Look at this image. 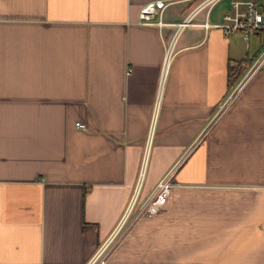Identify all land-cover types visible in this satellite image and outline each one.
<instances>
[{
	"label": "crops",
	"instance_id": "0c3cea01",
	"mask_svg": "<svg viewBox=\"0 0 264 264\" xmlns=\"http://www.w3.org/2000/svg\"><path fill=\"white\" fill-rule=\"evenodd\" d=\"M151 1L0 0V264H87L142 172L107 264H264L260 39L201 25L234 0L205 3L161 82L176 26L141 25ZM164 1L179 23L204 0ZM172 169L165 205L139 216Z\"/></svg>",
	"mask_w": 264,
	"mask_h": 264
},
{
	"label": "built area",
	"instance_id": "2783aa9c",
	"mask_svg": "<svg viewBox=\"0 0 264 264\" xmlns=\"http://www.w3.org/2000/svg\"><path fill=\"white\" fill-rule=\"evenodd\" d=\"M219 0H204L187 15V17L179 23H169L163 19V13L167 4L164 0L151 1L143 5L139 12V23L145 26H157L163 29L166 26H176V31L168 42H165V53L162 64L161 82L167 76L170 69L171 61L176 54V43L179 34L190 24L197 14L198 10L205 3H213ZM232 11L223 16V20L217 24L205 22L201 25L206 28L215 26L223 30L226 35L240 33L246 38L256 36L260 39V51L252 62L246 77H251L255 73L264 69V0H234L232 2ZM157 106L153 114V123L157 117ZM150 131L149 139L152 137ZM142 174L138 184L133 192L131 201L118 225L110 237L102 243L96 250L95 254L87 264H107L111 255L112 249L119 239H121L125 230H127L131 215L138 205L141 186ZM175 170L172 169L165 174L157 183L153 192L139 206V216L153 215L157 213L167 202L172 188L176 185L174 181Z\"/></svg>",
	"mask_w": 264,
	"mask_h": 264
},
{
	"label": "trees",
	"instance_id": "16d2710c",
	"mask_svg": "<svg viewBox=\"0 0 264 264\" xmlns=\"http://www.w3.org/2000/svg\"><path fill=\"white\" fill-rule=\"evenodd\" d=\"M250 65V62L247 60V61H243L241 64H240V67L242 66V70L240 68H233V69H230V74H229V83H234L232 82V77L233 75L236 77V79L234 80L235 82L241 77V75L243 74L244 72V69ZM241 72H240V71Z\"/></svg>",
	"mask_w": 264,
	"mask_h": 264
},
{
	"label": "rangeland",
	"instance_id": "374dc122",
	"mask_svg": "<svg viewBox=\"0 0 264 264\" xmlns=\"http://www.w3.org/2000/svg\"><path fill=\"white\" fill-rule=\"evenodd\" d=\"M230 0H225L224 3H229ZM240 71V70H239ZM241 72V71H240ZM236 79V77L233 75L232 77V82H235L234 80Z\"/></svg>",
	"mask_w": 264,
	"mask_h": 264
}]
</instances>
